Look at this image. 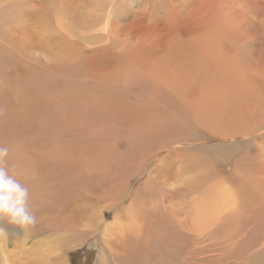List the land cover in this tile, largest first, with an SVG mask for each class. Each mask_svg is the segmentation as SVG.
Returning a JSON list of instances; mask_svg holds the SVG:
<instances>
[{"label":"rangeland","instance_id":"rangeland-1","mask_svg":"<svg viewBox=\"0 0 264 264\" xmlns=\"http://www.w3.org/2000/svg\"><path fill=\"white\" fill-rule=\"evenodd\" d=\"M0 11V56L5 59L0 63V144L39 158L25 165L34 173L38 187L45 178V206L37 217L63 213L62 191H68L73 175L62 164L64 159L78 160V155L83 156L89 149L118 152L123 154L121 163L114 164L102 177L106 181L121 180L119 173H139L142 163L146 164L162 146L167 152L186 144L179 141L181 135L172 138L175 128L163 127L149 135L148 148L132 146L134 132L130 124L160 112L176 119L188 116L196 124L197 136L188 138L193 139L189 146L194 160L204 159L215 165L217 172L222 171L209 185L194 180L183 201L188 199L191 205L202 201L211 218L225 215L217 210L215 202V192L221 186L229 188L239 201V184L253 172L251 160L259 161L264 154V103L258 104L264 97L256 100L247 90L241 91L264 82V0H0ZM60 48L74 51L77 57L67 60L63 51L53 56ZM221 59L238 65L247 76L243 86H236L235 94L240 97L238 106L244 105V109L252 105L247 118L227 104L215 102L217 91L209 82L203 93L202 84L182 86L184 91L180 92L165 82L174 79L172 74L195 70L194 61L215 68L213 63ZM198 78L197 82L202 83L203 75ZM174 81L188 84L189 74ZM43 105L45 113L40 108ZM9 106L15 111L7 109ZM142 110L148 113L143 115ZM38 116L45 117L44 132L35 121ZM67 116L80 121L76 136L61 132L53 123ZM91 125L93 131L89 130ZM252 137L256 138L253 143L246 142ZM170 142L174 143L166 148ZM72 151L75 153L65 155ZM49 152L54 155L47 156ZM152 163L154 160L144 169L142 179ZM177 180L176 166L168 185L183 188L185 183ZM140 182L135 181L133 188ZM55 190L61 193L59 197ZM103 190L99 186L98 191ZM108 192L99 197H106ZM130 193L120 206L129 202ZM106 205L100 211L110 220L114 211ZM235 220L229 219L230 223ZM202 227L213 230L216 223L207 220ZM57 228L48 223L43 231L19 227L18 234L6 235L11 264H64L58 260L60 250L50 252L45 249V240L40 241ZM87 228L81 225L68 233L81 239L87 235ZM203 235L199 243L197 233L190 232L189 264L264 263V253L251 259L250 252L230 256L231 247L224 252L218 231ZM101 237L100 230L75 247L62 246L67 252L66 264H95L105 243L113 239L108 236L102 241ZM187 238L181 234L172 247L175 250L163 253L168 256L164 264H182V245ZM32 249L39 251L34 263Z\"/></svg>","mask_w":264,"mask_h":264},{"label":"bare ground","instance_id":"bare-ground-1","mask_svg":"<svg viewBox=\"0 0 264 264\" xmlns=\"http://www.w3.org/2000/svg\"><path fill=\"white\" fill-rule=\"evenodd\" d=\"M1 13L2 11H0V15ZM179 48L184 49V47ZM61 51L64 52L63 57L67 60H73L77 57V53L67 50V48H60L59 53L53 52L52 55L59 56ZM186 60L188 62V59ZM4 61L5 59L0 56V63ZM194 64L196 65L195 70H182L179 75L172 74L174 79L165 81L166 84L180 92L184 91L182 86L196 87L202 84L201 92L203 93L205 85L209 82L210 86L217 91L218 97L215 98V102L221 103L220 106L224 104L226 106L227 104L232 110L235 109L240 115L247 118L246 113L252 109V105H248L243 109L244 105L238 106L240 97L235 95L238 89L236 86L241 87L247 81V76L246 74L243 76L240 67L238 68V65H232L230 61L223 59L213 63L216 65V70L211 67L212 64L196 63L195 61ZM16 70L19 71V68ZM23 70L22 68V76H24ZM210 70L212 73L208 74ZM213 72H216L218 76ZM186 73L189 74L188 84H179L174 81L182 80L183 75ZM201 74L206 80L203 79L202 83H198V75ZM34 77L36 76L34 75ZM43 87L41 88L43 89ZM243 90H247L249 94L253 95L254 99H261L264 97V82L259 81L257 85L244 88L241 91ZM61 103L60 105L68 106L65 102ZM262 103L264 101L258 102V104ZM148 106L152 107L153 104ZM40 108L45 113L44 105ZM7 109L15 111V108L10 106ZM140 113L146 115L148 111L142 110ZM165 115L160 112L156 117H143L130 124L131 132H134L132 146L135 148L146 147L149 142V135L163 127L175 128L172 138L181 135L179 141H186L187 143L167 152L163 151V146L157 149L148 158L146 164L142 163V169L139 173L137 172L138 175L137 173L132 175L125 171L118 174L121 176V180L106 181L102 175L107 173L111 167H114V164L119 165L123 154L118 152L111 154L112 150L108 151L105 148L95 151L89 149L83 156L78 155V160L77 158L73 160L64 159L65 163L62 164L69 169L68 171H72L73 175L69 180L68 191H62L61 195L60 192L55 190L57 197L61 195V211L63 213L57 211L48 218L39 216L36 225L30 228L35 231H43L47 228L48 223L56 224L58 231L44 236L40 241L44 242L45 240V249L50 252L60 250L61 254L58 256L60 263H67V252H64L66 248L62 246H66L68 249L75 247L100 230L102 241L107 240L108 236L113 239H109L105 243V249L100 250L101 259L97 258L95 264H164L167 262L168 256L164 257L163 253L167 252L169 254L175 250V248L172 250V247L179 241L181 234L186 235L188 238L182 245L185 254L183 259L180 258V260H182V264L183 262L189 264L187 258L190 253V232L193 231L197 233L199 243L204 240L203 234L218 231L222 235L223 242L221 246L223 244V251L225 252L227 248L231 247L229 255L233 257L241 256L244 252H250V258L252 259L264 253V154L259 157V161L251 160L249 166L253 172L252 175L243 178L239 184V201L236 202L234 193L225 186H221L215 192L216 197L218 196V199L215 200L216 206H218L217 210L220 213L225 212V215L222 217L216 214L214 218H211L204 209L202 201L191 205L188 199L183 200L187 197L185 192L192 190L191 183L194 180L198 179L199 182L209 185L211 180L222 175V171L217 172L215 165L209 164L204 159L194 160L191 146H189V142H192L193 139L188 138L195 134L196 124L190 121L188 116H179L180 118L176 119ZM35 121L40 131L44 132L45 117L38 116ZM207 122L210 125L211 122L209 120ZM53 123L61 132H69L75 136L80 130V121L74 116H67ZM93 129L92 125L89 126L90 131H93ZM1 133L2 127H0V140ZM255 140L256 138L252 137L246 142L253 143ZM173 143H168L166 148ZM8 147L11 151L5 166L14 171L17 178L29 188L28 207L31 212L37 215L45 206V178L42 186L38 187L34 184L36 181L34 173L30 172L25 165H31L34 159L39 160V158L34 153L22 154L19 153V150ZM71 153H75V151L65 155L70 156ZM53 155V152L47 153L49 157ZM40 156L44 159L41 153ZM219 158H223V156ZM151 160H154V163L148 167L147 174L142 179L143 171ZM26 161H29V163L27 164ZM176 166L179 179L177 183L184 182L185 186L183 188H175L173 183L170 186L168 185L171 182V173L175 171ZM135 181L141 182L134 189L133 184ZM99 186L105 188L102 193L98 191ZM132 188L135 191L131 194ZM108 190L106 197H99ZM74 192L76 194L73 196ZM129 193L131 194L129 202L123 207L120 206V202L128 197ZM103 205L114 211L112 219H106L101 213L100 209ZM231 218L236 219L234 223H230L229 219ZM207 220L216 223L213 230L202 227V224ZM81 225L88 226L87 229L91 233L88 231L87 235L81 239L71 237L68 232L77 230ZM0 228H3L7 233L0 235V251L8 255L5 246L6 235L14 236L18 234L19 226L10 224L7 220H0ZM38 252L36 249H32L33 263L38 256ZM8 259L9 264H11V257L8 256Z\"/></svg>","mask_w":264,"mask_h":264},{"label":"clouds","instance_id":"clouds-1","mask_svg":"<svg viewBox=\"0 0 264 264\" xmlns=\"http://www.w3.org/2000/svg\"><path fill=\"white\" fill-rule=\"evenodd\" d=\"M10 151L8 146L0 145V220H7L25 230L36 225L37 216L28 207L29 188L14 171L5 166ZM3 234L7 233L0 228V235ZM0 264H9L8 256L3 251H0Z\"/></svg>","mask_w":264,"mask_h":264}]
</instances>
